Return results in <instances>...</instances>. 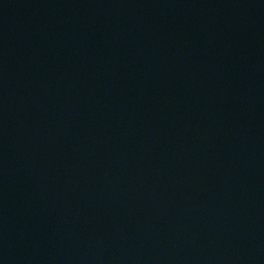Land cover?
<instances>
[{
    "label": "water",
    "instance_id": "1",
    "mask_svg": "<svg viewBox=\"0 0 264 264\" xmlns=\"http://www.w3.org/2000/svg\"><path fill=\"white\" fill-rule=\"evenodd\" d=\"M133 264H264V124L191 210Z\"/></svg>",
    "mask_w": 264,
    "mask_h": 264
}]
</instances>
